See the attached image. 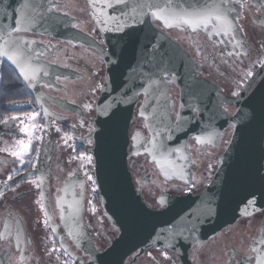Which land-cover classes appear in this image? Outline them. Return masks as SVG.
Here are the masks:
<instances>
[{
  "label": "water",
  "instance_id": "95a60500",
  "mask_svg": "<svg viewBox=\"0 0 264 264\" xmlns=\"http://www.w3.org/2000/svg\"><path fill=\"white\" fill-rule=\"evenodd\" d=\"M42 2L0 0V60L29 91L36 95L22 65L33 62L22 52L24 37L10 33H37L93 48L104 64L90 136L93 147L88 152L102 213L117 235L97 250L81 214L74 223L67 222L70 240L91 259L86 263L54 230L74 263L126 264L132 255L154 247L173 252L181 264H192L188 251L193 246L264 209V64L238 95L229 97L194 75L196 65L166 32L183 25L194 28L202 24L196 21L203 16L224 29L226 23H234L231 0H84L103 45L64 18L46 14ZM173 88L179 93L176 111ZM220 104L234 111L227 114ZM136 117L143 121L146 137L131 131ZM227 128H231L227 144L200 191L159 195L157 209L143 201L131 174V157L144 155L163 177L186 184L191 175L186 163L189 141L214 143Z\"/></svg>",
  "mask_w": 264,
  "mask_h": 264
},
{
  "label": "flooded vegetation",
  "instance_id": "af4514ba",
  "mask_svg": "<svg viewBox=\"0 0 264 264\" xmlns=\"http://www.w3.org/2000/svg\"><path fill=\"white\" fill-rule=\"evenodd\" d=\"M42 4L46 14L64 18L103 45L84 0H43ZM228 5L234 23H226L224 29L211 19L194 28L183 25L166 32L196 65V77L234 97L264 64V0H231ZM8 35L25 39L20 41L21 49L33 63L23 64L22 74L34 85L36 95L0 60V264H78L62 250L54 230L73 255L91 263L74 246L65 224L74 223L81 214L97 250L117 235L102 213L88 152L93 147L90 136L104 64L93 48L31 32ZM170 95L176 111L178 90L173 88ZM220 107L227 114L234 111L231 106ZM133 130L147 136L137 117ZM230 133L231 128L225 129L214 143L189 141L186 163L191 175L186 184L163 177L144 155L131 157V174L143 201L157 209L159 195L200 191L211 179ZM188 257L192 264H262L264 209L193 246ZM126 264L181 263L173 252L153 247L132 255Z\"/></svg>",
  "mask_w": 264,
  "mask_h": 264
},
{
  "label": "snow or ice",
  "instance_id": "6c2138e0",
  "mask_svg": "<svg viewBox=\"0 0 264 264\" xmlns=\"http://www.w3.org/2000/svg\"><path fill=\"white\" fill-rule=\"evenodd\" d=\"M208 20H209V17L208 16H203V17H200L199 18V20L198 21H196V22H198V23H207L208 22ZM186 23H189V22H193V21H191V20H186L185 21ZM22 143V142H21ZM13 155H20V153H18V152H14V153H12Z\"/></svg>",
  "mask_w": 264,
  "mask_h": 264
}]
</instances>
